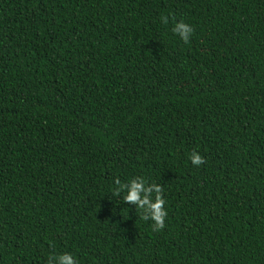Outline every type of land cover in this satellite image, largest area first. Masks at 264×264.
<instances>
[{
    "label": "trees",
    "instance_id": "1",
    "mask_svg": "<svg viewBox=\"0 0 264 264\" xmlns=\"http://www.w3.org/2000/svg\"><path fill=\"white\" fill-rule=\"evenodd\" d=\"M62 252L264 264V0H0V264Z\"/></svg>",
    "mask_w": 264,
    "mask_h": 264
},
{
    "label": "clouds",
    "instance_id": "2",
    "mask_svg": "<svg viewBox=\"0 0 264 264\" xmlns=\"http://www.w3.org/2000/svg\"><path fill=\"white\" fill-rule=\"evenodd\" d=\"M161 22H165V18L163 16L161 17ZM172 32L177 34L183 42L187 43L192 35V28L189 24L181 21L175 23L172 28ZM188 159L194 166H199L203 163L202 157L197 152L190 153ZM116 183L119 184L121 189L126 188V192L123 195V200L126 203H134L137 205L138 209L146 208L149 210V214L147 216H144L142 212V219L151 220L155 231H159L163 228L167 212L163 207L165 201L159 195V185L152 183L149 187H144L145 181L139 177L129 179L127 185L120 184L119 181H116ZM149 191L153 193L151 200L147 195ZM142 192L145 193L143 197H141ZM49 264H77V260L72 254L62 252L50 257Z\"/></svg>",
    "mask_w": 264,
    "mask_h": 264
}]
</instances>
